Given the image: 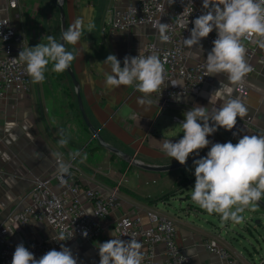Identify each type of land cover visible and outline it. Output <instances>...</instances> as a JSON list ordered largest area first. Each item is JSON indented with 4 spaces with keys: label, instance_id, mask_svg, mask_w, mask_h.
I'll return each mask as SVG.
<instances>
[{
    "label": "crops",
    "instance_id": "1",
    "mask_svg": "<svg viewBox=\"0 0 264 264\" xmlns=\"http://www.w3.org/2000/svg\"><path fill=\"white\" fill-rule=\"evenodd\" d=\"M130 0H61L64 8L66 28L76 18H82L85 26L94 25L75 46L66 45L67 50L78 51L72 62V69L78 83L84 110L90 122L98 128L103 139L129 153L138 161L148 165H165L176 162L161 150V140L182 138L179 124L184 120L183 112L196 104L209 110L222 103L209 104L214 91L227 85L233 89L247 107L244 122L236 135L219 128L208 139L212 143H237L243 135H264V48L258 44L252 53L246 50L245 61L254 66L243 78L247 93L241 94L230 84L223 74L212 76L204 82L198 92L183 96L181 101L162 109L155 103L153 95L147 97L150 105L138 104L142 94L133 87L120 86L109 89L105 86V73L110 67L103 61L114 54L121 61L125 51L134 50L149 39V26H133L112 37L101 33V25L112 12L123 9ZM6 15L16 31L24 36L22 47L13 53L18 55L22 48L33 47L48 35L60 39V17L54 0H18L16 8H8L7 0H0V17ZM42 42H46V39ZM204 49V44L201 42ZM203 50L198 46L188 47L191 61L197 60ZM0 43V57L3 55ZM45 73V80L33 83L25 94L10 93L0 98V223L9 222L10 213L22 209L30 202V192L36 177H52L50 182L55 192L63 189L64 181L53 178L54 159L61 157L71 160L74 167L67 178H75L82 187H91L107 192L117 185L119 206L100 220L101 234L97 238H76L62 245L71 249L77 264H99L98 247L112 237L114 223L127 213L137 215L142 224L148 225L147 212H154L170 218L176 226V241L188 254L194 264H221L217 255L205 248L206 240H213L224 246L242 264H264V247L253 246L251 251L242 248L241 232L238 224L222 223L216 214H208L191 200V189L195 184L193 165L182 168L155 171L135 166L111 151L98 146L95 138L84 124L76 101V90L66 72ZM176 114L181 121L172 119ZM67 138L61 147L60 131ZM211 144L199 151H209ZM80 150L87 154L72 159L70 153ZM193 166V167H192ZM87 209L90 205L86 203ZM264 200V199H262ZM19 225L18 228L16 226ZM258 225V223H257ZM239 229V230H238ZM10 242L14 245L28 237H54L56 231L44 222L22 225L11 223ZM122 240H127L120 238ZM264 246V244H263ZM57 247L55 250L59 251ZM145 247H142L144 252ZM162 246L155 248L154 264H162ZM35 256L39 259L42 255ZM261 259V260H260Z\"/></svg>",
    "mask_w": 264,
    "mask_h": 264
},
{
    "label": "clouds",
    "instance_id": "2",
    "mask_svg": "<svg viewBox=\"0 0 264 264\" xmlns=\"http://www.w3.org/2000/svg\"><path fill=\"white\" fill-rule=\"evenodd\" d=\"M170 3H175V0H170ZM202 10V14L192 21L193 27L184 44L203 50L201 40L215 30L216 39L205 58L206 72L208 76L216 77L223 74L230 84L241 83L250 71L242 41L254 40L264 48V0H202ZM85 27L91 33L94 25L89 22L85 26L84 20L78 17L62 32L59 40L48 35L33 47L22 48L17 58L25 65L33 83L45 80L49 65L50 70L56 73L70 68L78 51L75 48L69 51L66 45H77ZM152 27L158 32L157 38L161 43L170 42L169 24L157 20ZM45 39L46 42H42ZM138 52L137 56H125L123 66L116 55L106 57L103 63L109 65L110 72L105 73V86L109 89L133 87L142 94L138 104L150 105L151 100L147 97L161 93V86L165 83V63L155 53L146 55L141 43ZM232 91L225 85L210 95L209 104L221 101L219 107L209 110L196 104L183 112L184 120L179 124L182 138L176 142L164 138L161 150L171 160L185 165L190 155H199V150L211 144L207 155L193 162L195 184L191 189V200L208 214L218 215L222 223L240 224L245 219L243 214L256 211L259 202L264 199V135H243L235 144L231 141L212 143L208 139L219 128L231 131L238 118L246 115V105L234 97ZM59 134V145L66 146L68 140L63 130ZM70 156L72 159L82 157L81 162L87 159V154L80 150L73 151ZM58 173L61 176L68 174L69 165L61 163ZM83 235L86 237L87 232ZM110 236L111 239L99 243V264H142L144 254L141 242L133 238L122 240L115 231L110 232ZM60 239H64L63 234ZM11 264H77V258L71 249L61 245L59 251L49 250L36 259L20 243L15 248Z\"/></svg>",
    "mask_w": 264,
    "mask_h": 264
},
{
    "label": "built area",
    "instance_id": "3",
    "mask_svg": "<svg viewBox=\"0 0 264 264\" xmlns=\"http://www.w3.org/2000/svg\"><path fill=\"white\" fill-rule=\"evenodd\" d=\"M17 5L18 0H7L8 8H16ZM202 11V0H175L173 4L170 0H130L123 9L112 12L100 27L101 33L108 37L136 25L149 26L152 29L151 37L142 46L146 55L155 53L165 63V83L161 86V93L151 94L156 105L162 109L179 103L183 96L198 92L202 84L212 77L206 72L205 58L213 47L216 31L213 30L207 38L201 40L204 49L195 61L190 60L188 47L184 44V39L189 37L193 27L192 21ZM157 20L169 24V34L172 37L170 42L161 43L158 40V32L152 27ZM24 42V36L16 31L9 18L6 15L0 17V43L4 52L0 57V98L10 93L25 94L30 90L31 80L25 71V65L13 53ZM242 42L248 53L255 51L257 44L254 40ZM138 48L126 50L125 56H137ZM14 58L17 59L13 60ZM246 63L250 70H254L253 65L247 61ZM235 89L241 94L247 93V87L243 83L236 84ZM172 119L181 121L176 114L172 115ZM249 121L250 117L237 120L236 126L228 132L237 134L244 122ZM61 163L69 165V171L74 167L71 160H63L61 157L54 159L53 178L65 183L60 192L52 189V177H36L30 192V202L22 209L10 213V223H0V264H11L16 248L9 240L12 222L22 225L44 222L56 231V235L51 238L39 236L25 239L24 246L37 256L72 239L99 237L100 220L119 206L117 185L105 193L91 187H82L75 178H67L58 173ZM82 199L90 205V209H87ZM147 218L149 224L144 225L139 216L124 213L113 226L120 238H133L142 243L145 247L142 264H154L157 245L162 246V264H194L191 257L177 244L176 226L170 218L154 212H147ZM85 231L86 237L83 235ZM61 234L63 240L60 239ZM205 248L209 253L217 255L221 264H242L224 246L213 240H206ZM250 264L257 263L251 261Z\"/></svg>",
    "mask_w": 264,
    "mask_h": 264
},
{
    "label": "water",
    "instance_id": "4",
    "mask_svg": "<svg viewBox=\"0 0 264 264\" xmlns=\"http://www.w3.org/2000/svg\"><path fill=\"white\" fill-rule=\"evenodd\" d=\"M54 4L58 8V12H59L60 25H61L60 36H61L62 32L66 29V20H65L64 8L62 6L61 0L59 3L57 2V0H54ZM66 72L68 73V75L71 79V82H72L73 86L75 87L77 106H78L79 112L81 114L82 120L84 121V123L88 127V129L90 130L91 137L96 139L98 146H101L103 148L108 149L112 153L116 154L118 157L124 159L125 161H127V162H129L135 166H138V167H141L144 169H148V170H155V171L172 170V169H177V168H182V167H186L189 165H193L194 160L200 159V158L205 157L207 155L208 151H199V155H190L188 160L186 161L185 165H181L177 161L173 162V163L165 164V165H148V164H144V163L138 161L129 153L119 149L118 147L106 142L103 139V137L99 133L98 128L95 127L90 122V120H89V118H88V116L84 110L82 100L80 97V92H79V83H78L72 69L69 68L66 70ZM259 205L264 209V200L260 201ZM256 223H259V221L257 220Z\"/></svg>",
    "mask_w": 264,
    "mask_h": 264
},
{
    "label": "rangeland",
    "instance_id": "5",
    "mask_svg": "<svg viewBox=\"0 0 264 264\" xmlns=\"http://www.w3.org/2000/svg\"><path fill=\"white\" fill-rule=\"evenodd\" d=\"M192 174L195 176L194 173ZM243 215L245 216L244 221L238 224L240 227L238 230L242 233L238 244H242V248L245 247L250 251L253 246L262 245L264 247V209L259 205L256 211H246ZM257 220L259 221L258 225Z\"/></svg>",
    "mask_w": 264,
    "mask_h": 264
},
{
    "label": "trees",
    "instance_id": "6",
    "mask_svg": "<svg viewBox=\"0 0 264 264\" xmlns=\"http://www.w3.org/2000/svg\"><path fill=\"white\" fill-rule=\"evenodd\" d=\"M85 124V123H84ZM112 156H115V154H112Z\"/></svg>",
    "mask_w": 264,
    "mask_h": 264
}]
</instances>
